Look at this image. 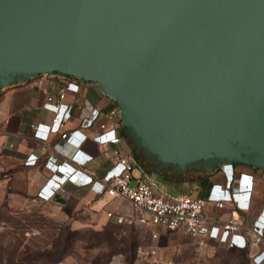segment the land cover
<instances>
[{
	"label": "water",
	"instance_id": "1",
	"mask_svg": "<svg viewBox=\"0 0 264 264\" xmlns=\"http://www.w3.org/2000/svg\"><path fill=\"white\" fill-rule=\"evenodd\" d=\"M94 83L163 175L264 167V0H0V89Z\"/></svg>",
	"mask_w": 264,
	"mask_h": 264
},
{
	"label": "crops",
	"instance_id": "2",
	"mask_svg": "<svg viewBox=\"0 0 264 264\" xmlns=\"http://www.w3.org/2000/svg\"><path fill=\"white\" fill-rule=\"evenodd\" d=\"M52 77L54 76L50 74H40L25 82L2 89L0 92V148H4L15 163L22 165L24 180L28 183L29 194L34 200L43 202L58 200L63 207L70 208V211L66 212L68 214L73 213V198L81 199L83 202L90 201L93 208H100L107 204L108 210H114L119 201L106 195L96 194L95 188H91L92 181L85 175L82 176L79 170L92 171L97 176H101L114 162L115 146L111 144L97 147L88 140L84 150L93 158L84 165H78L73 159V153L81 141L99 132L98 125L103 119L102 115L97 113L90 126H83L82 117L94 107L101 112L106 111L114 102L102 95L92 82L79 80L74 89L67 91L63 100L69 108L60 131L50 133L46 141L38 139L34 137L30 125L48 124L52 119V111L44 105L45 91L55 93L54 85L51 83ZM76 104H83L85 109L80 111L75 107ZM122 131L123 124L118 128L121 138L119 148L129 150L133 154V144ZM60 132H65L66 137L61 138ZM9 144L12 146L10 147ZM62 163V169L57 170L56 165ZM232 168L235 177L228 192L225 187L229 178L223 172V165L201 171H186L179 177H176L172 171L169 173L165 171L159 176L169 185L178 188L179 192L174 195L190 194L208 199L204 214L209 220L220 221L231 215L240 220L241 228L232 237L235 247H227L229 236L221 234L217 239H206L203 256L231 254V258L225 264H255L252 257L264 249V233L262 241L258 244L251 243L249 237L253 227H264V167L253 168L245 163H232ZM147 169L152 172L149 168ZM72 173L74 175L70 178L73 180L63 184V192L53 194L47 190L50 184L46 185V183L50 177H54L61 183L65 181L67 174ZM217 197H221L224 201L221 208L214 205L213 201ZM170 233L160 231L159 238L155 241L160 250L162 247L159 245V240ZM173 234L185 240L182 246L191 247L182 235ZM167 260L175 264V261Z\"/></svg>",
	"mask_w": 264,
	"mask_h": 264
},
{
	"label": "built area",
	"instance_id": "3",
	"mask_svg": "<svg viewBox=\"0 0 264 264\" xmlns=\"http://www.w3.org/2000/svg\"><path fill=\"white\" fill-rule=\"evenodd\" d=\"M49 74L54 76L52 77L54 80H50L54 85L55 93L45 91L44 105L52 111V119L48 124L33 123L30 125L34 137L43 141L48 139L50 133L60 131L69 108L63 102L66 93L69 89H74L79 80H83L79 76L60 72L46 73V75ZM95 87L97 88L96 85ZM75 107L80 111L85 109L83 104H76ZM97 113H100L103 118L98 125L99 132L92 137H85L81 141L73 153V159L78 165H84L85 162L93 158L84 150V145L88 140L97 147L111 144L115 146L113 150L114 162L101 176H97L92 171L82 172L79 170V172L92 181L91 188H95L96 194L106 195L119 201L114 210L106 212L107 218L112 219L116 224L134 225L151 231L152 242L137 246V259L149 261L152 264H173L172 261L163 257L157 242H155L159 238L161 230L182 235L197 252L205 248L206 239H217L221 234L229 236L227 247H235L232 237L241 228V222L237 217L231 215L220 221L209 220L204 214L208 199L190 194L173 195L165 191L159 186L152 173L129 150L119 148L121 138L118 128L122 124V120L118 107L114 105L103 112L94 107L82 117V125L90 126ZM60 133L61 138H65L67 135L65 132ZM9 146L11 147L12 144ZM62 167L63 163L56 165L57 170H61ZM223 172L229 178L225 187L228 192L235 177L232 163L223 164ZM72 175L74 173L67 174L65 181L61 183L57 182L54 177H50L46 183V185L50 184L47 190L53 194H60L63 192V184L73 180L70 178ZM73 183L75 182L73 181ZM213 202L219 208L224 205L221 197L215 198ZM206 226L208 227L206 228ZM263 233L264 227H253L249 241L253 244L260 243ZM252 261L255 264H264V249L255 254ZM111 264H122L120 255L116 256Z\"/></svg>",
	"mask_w": 264,
	"mask_h": 264
},
{
	"label": "rangeland",
	"instance_id": "4",
	"mask_svg": "<svg viewBox=\"0 0 264 264\" xmlns=\"http://www.w3.org/2000/svg\"><path fill=\"white\" fill-rule=\"evenodd\" d=\"M140 158L142 163L145 158ZM151 173L165 191L179 192ZM23 174L22 165L0 148V264H111L118 255L122 264H152L135 255L138 245L152 242L150 231L114 223L106 216L107 204L93 208L90 201L73 198V213L68 214L70 208L58 200H34ZM183 243L170 233L159 240L161 254L175 264H225L232 256L206 257L204 249L197 252Z\"/></svg>",
	"mask_w": 264,
	"mask_h": 264
},
{
	"label": "flooded vegetation",
	"instance_id": "5",
	"mask_svg": "<svg viewBox=\"0 0 264 264\" xmlns=\"http://www.w3.org/2000/svg\"><path fill=\"white\" fill-rule=\"evenodd\" d=\"M133 150V154H139V157L141 156V150L138 148H135L134 145L132 147ZM143 165H145L147 168H149L151 171H153L154 169H156V165H154L152 163L151 160H146L144 159V161L142 160ZM167 173L171 172V169L168 168V170L166 171Z\"/></svg>",
	"mask_w": 264,
	"mask_h": 264
},
{
	"label": "trees",
	"instance_id": "6",
	"mask_svg": "<svg viewBox=\"0 0 264 264\" xmlns=\"http://www.w3.org/2000/svg\"><path fill=\"white\" fill-rule=\"evenodd\" d=\"M35 77V76H34ZM34 77H32V78H34ZM31 78V79H32ZM25 82V81H24ZM14 84H16V83H14ZM11 85H13V84H11ZM8 86H10V85H8ZM117 106L116 105V103H114L111 107H113V106ZM123 124V123H122ZM122 133H123V135L124 136H127V134H126V132H125V127H124V125H123V131H122ZM134 156L140 161L141 160V158L139 157V154H134ZM195 170H197V169H195ZM187 171H193V170H187ZM184 172H186V171H184ZM135 255H136V249H135Z\"/></svg>",
	"mask_w": 264,
	"mask_h": 264
}]
</instances>
